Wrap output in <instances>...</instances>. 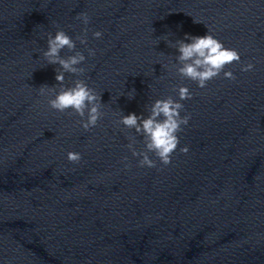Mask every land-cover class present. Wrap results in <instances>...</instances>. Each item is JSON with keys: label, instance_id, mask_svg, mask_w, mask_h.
I'll list each match as a JSON object with an SVG mask.
<instances>
[{"label": "water", "instance_id": "95a60500", "mask_svg": "<svg viewBox=\"0 0 264 264\" xmlns=\"http://www.w3.org/2000/svg\"><path fill=\"white\" fill-rule=\"evenodd\" d=\"M80 11L96 49L80 78L105 113L89 131L36 93L57 83L56 65L38 66L43 33L75 38ZM207 29L240 62L225 66L235 80L221 72L202 88L158 37ZM180 84L192 95L179 144L169 164L141 167L120 110L143 112ZM0 264H264V0H0Z\"/></svg>", "mask_w": 264, "mask_h": 264}, {"label": "clouds", "instance_id": "9594fccd", "mask_svg": "<svg viewBox=\"0 0 264 264\" xmlns=\"http://www.w3.org/2000/svg\"><path fill=\"white\" fill-rule=\"evenodd\" d=\"M75 18L84 25L81 34L76 35L75 38L63 28H56L54 33L52 31L43 33L46 38V46L40 52L41 62L38 66L56 65L54 71L57 83L53 85L43 83L36 88V93L46 99L50 109L60 113L68 111L70 114L78 116L80 118L77 121L79 126L83 130L89 131L105 115L101 111L104 103L101 101V93L98 94L86 79L80 78V74L85 72L83 62L96 54V49L87 45V26L91 17L87 11H80L76 13ZM91 35L99 39L103 33L96 29L92 31ZM169 35L171 34L158 37V41L164 39L170 48L176 49L175 62L171 64V68H174L182 78L195 81L202 88L206 86L207 81L221 72L227 79H236L231 70H225V66L233 61L240 62L238 50L226 47L208 29L203 35L185 32L183 38L175 40L169 39ZM77 41L84 45L87 56L84 51L77 49ZM65 48L70 54H62ZM253 68L252 61L240 64L242 72L250 71ZM66 74H70L67 79ZM173 87L176 92L175 98L172 95L155 98L150 104L144 106L143 112L130 111L125 114L120 110L118 124L123 125L125 129L134 131L143 141V148L138 150L134 147L137 143L136 136H128L126 145L131 150L132 156L139 157L137 163L141 167H156L157 160L164 165L169 164L171 154L179 144L177 134L181 131L182 125H186L190 119V114L182 115L181 111L184 108L182 101L191 98V91L184 84ZM135 94L136 89L133 87L127 93L122 92L120 95H127L129 99H132ZM180 150L187 152L188 147L185 145ZM152 156L156 159H153ZM67 159L78 162L81 159V153L69 151ZM121 159L127 161L128 157L124 156ZM124 167L129 168L130 164L124 163Z\"/></svg>", "mask_w": 264, "mask_h": 264}]
</instances>
